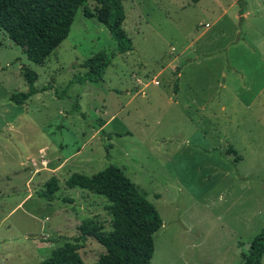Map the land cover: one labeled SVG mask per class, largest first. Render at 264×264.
Returning <instances> with one entry per match:
<instances>
[{"label":"rangeland","instance_id":"obj_1","mask_svg":"<svg viewBox=\"0 0 264 264\" xmlns=\"http://www.w3.org/2000/svg\"><path fill=\"white\" fill-rule=\"evenodd\" d=\"M246 1L239 22L236 0H124L133 49L98 82H71L82 61L115 49L105 25L84 15L94 0L40 64L0 29V264H40L75 242L88 217L110 230L108 200L65 184L109 164L161 217L150 264L241 262L264 225V0ZM195 29L205 32L196 39ZM193 39L187 55L210 54L182 68V92L190 86L195 101L188 110L186 97L176 101L177 79ZM22 67L37 73V88L51 87L17 105L9 95L27 88ZM201 97L213 117L195 123ZM52 176L59 188L50 200L41 193ZM78 252L92 263L104 247L87 237Z\"/></svg>","mask_w":264,"mask_h":264},{"label":"trees","instance_id":"obj_2","mask_svg":"<svg viewBox=\"0 0 264 264\" xmlns=\"http://www.w3.org/2000/svg\"><path fill=\"white\" fill-rule=\"evenodd\" d=\"M85 1L0 0V29L5 30L21 46L29 60L40 64L67 37L75 13ZM94 1V11L83 6L84 15L95 16L105 25L115 41V49L110 52L99 50L86 58L79 65L85 71L75 76L71 82L100 81L113 57L133 49L132 40L123 28L126 17L124 0ZM237 3L238 19L241 22L244 19L246 2L237 0ZM22 71L26 79V90L9 95V100L17 105H23L38 91L51 87L46 84L40 89L37 88V73L27 67H22ZM65 93L66 89L56 91L59 96ZM74 105L79 109L77 102ZM230 151L234 152L232 149ZM65 184L69 188L80 187L103 195L109 202L111 228L105 231L92 218L83 219L77 227L79 235L75 237V242L66 241L55 247L40 264H150L154 253V234L162 225V220L153 203L118 166L109 164L91 175L73 173L66 179ZM58 188V179L52 176L41 196L52 200ZM87 237L94 238L104 247V252L92 263H86L78 252L80 242H84ZM263 253L264 225L251 240L247 251L240 253L239 264H262Z\"/></svg>","mask_w":264,"mask_h":264},{"label":"crops","instance_id":"obj_3","mask_svg":"<svg viewBox=\"0 0 264 264\" xmlns=\"http://www.w3.org/2000/svg\"><path fill=\"white\" fill-rule=\"evenodd\" d=\"M200 2H201V0H198L197 2H194L193 3V1L191 2V4L192 5H199L200 4ZM236 2H237V0H236ZM245 2H246V9H245V13L243 14V16H244V19L246 18L245 16H246V14L248 13V6H247V1L245 0ZM184 9V8H183ZM188 8H186V10H187ZM239 9V8H238ZM221 15H219V17H220ZM238 17H239V15H238ZM218 20V19H217ZM195 30H197V29H195ZM198 31V34L196 35V39L197 38H199L205 31H200L199 32V30H197ZM195 42L196 41H194V39L193 40H191V42H189V43H187L185 46H183L182 48H181V50H182V55L183 56H185L184 57V59L185 58H189V59H187V60H185L183 63H182V65H181V67H180V72H179V80L177 79V82H178V86H177V95H176V101L178 102L179 101V99H181V98H184V97H186L187 99H188V102L189 103H191V104H188L187 105V108L186 109H188L189 110V108H191V105L192 104H194V102L195 101H193L194 99H189L188 97H187V93H190V92H192L193 93V89H192V91H191V88H190V86H189V88H188V91L187 92H182V88H181V83L182 82H180V78L183 76V74H182V68L183 67H186V65L188 64V63H191L192 61H196V59H199L200 57L199 56H201V55H207V54H210V53H208V52H202L199 56H196V55H194V54H188L187 55V52H189L190 51V49L191 48H193L194 49V44H195ZM218 51H222L221 49H219ZM177 59L179 58L178 56L176 57ZM183 83H187L186 85H188V83L189 82H186V79H184V81H183ZM185 85V84H184ZM184 90V89H183ZM201 99H203L202 97H201ZM209 99L208 98H204L203 99V102H201V103H197V105H196V112L198 113V119H195V123H200L204 118L205 119H207L206 117L207 116H209V117H213V113H212V109H210V107L209 106H207V101H208ZM176 101H175V103H176ZM205 101V102H204ZM210 111V114L208 113ZM188 115V114H187ZM191 120V119H190ZM192 120H194V118H192Z\"/></svg>","mask_w":264,"mask_h":264}]
</instances>
